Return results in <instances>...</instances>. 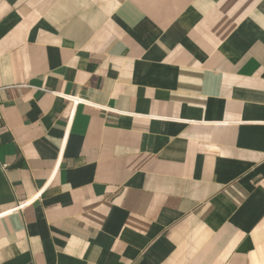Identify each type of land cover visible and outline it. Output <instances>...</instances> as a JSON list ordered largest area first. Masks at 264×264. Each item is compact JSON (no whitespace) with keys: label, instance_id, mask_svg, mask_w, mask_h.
<instances>
[{"label":"crops","instance_id":"crops-1","mask_svg":"<svg viewBox=\"0 0 264 264\" xmlns=\"http://www.w3.org/2000/svg\"><path fill=\"white\" fill-rule=\"evenodd\" d=\"M4 213L0 264H264V0H0Z\"/></svg>","mask_w":264,"mask_h":264},{"label":"built area","instance_id":"built-area-1","mask_svg":"<svg viewBox=\"0 0 264 264\" xmlns=\"http://www.w3.org/2000/svg\"><path fill=\"white\" fill-rule=\"evenodd\" d=\"M54 94H55V93H54ZM56 95H58V94H56ZM59 96H62L65 100L70 101V102L73 104L74 107H75L77 104H79V103L87 104V102H85L84 100H82V99H78V98H76V97H68V96H63V95H59ZM70 120H71V118H70ZM22 206H23V205H22ZM22 206H20V208H21ZM5 214H7V213L0 214V217H2V216L5 215Z\"/></svg>","mask_w":264,"mask_h":264}]
</instances>
